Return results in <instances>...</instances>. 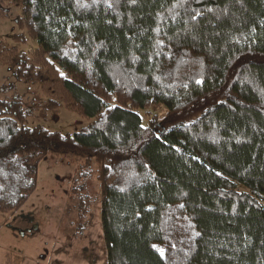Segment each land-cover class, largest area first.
Instances as JSON below:
<instances>
[{
  "label": "trees",
  "instance_id": "1",
  "mask_svg": "<svg viewBox=\"0 0 264 264\" xmlns=\"http://www.w3.org/2000/svg\"><path fill=\"white\" fill-rule=\"evenodd\" d=\"M9 1V85L39 89L0 85V211L75 155L98 165L107 264H264V0ZM41 103L90 121L29 125Z\"/></svg>",
  "mask_w": 264,
  "mask_h": 264
},
{
  "label": "rangeland",
  "instance_id": "2",
  "mask_svg": "<svg viewBox=\"0 0 264 264\" xmlns=\"http://www.w3.org/2000/svg\"><path fill=\"white\" fill-rule=\"evenodd\" d=\"M21 12V7L9 0L0 3V40L13 43L11 35L20 31L16 21ZM18 46L29 50L37 42L30 39L28 44L18 43ZM12 81L8 65L0 58V85H6L4 93H20L27 102L39 89L26 83L11 87ZM151 110L164 113L159 106ZM140 112L147 122L145 112ZM89 121L90 118L65 107L53 110L41 103L28 123L74 133ZM82 163L83 159L75 155L48 154L39 163L38 185L26 203L16 212L0 211V264L108 263L100 184L95 173L98 165L93 161L81 169ZM83 170L92 173L79 178Z\"/></svg>",
  "mask_w": 264,
  "mask_h": 264
},
{
  "label": "crops",
  "instance_id": "3",
  "mask_svg": "<svg viewBox=\"0 0 264 264\" xmlns=\"http://www.w3.org/2000/svg\"><path fill=\"white\" fill-rule=\"evenodd\" d=\"M105 241V240H104ZM97 263V262H96ZM98 264V263H97Z\"/></svg>",
  "mask_w": 264,
  "mask_h": 264
}]
</instances>
